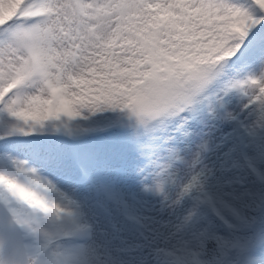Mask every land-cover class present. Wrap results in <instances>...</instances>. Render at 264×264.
<instances>
[{"label":"snow or ice","instance_id":"snow-or-ice-1","mask_svg":"<svg viewBox=\"0 0 264 264\" xmlns=\"http://www.w3.org/2000/svg\"><path fill=\"white\" fill-rule=\"evenodd\" d=\"M0 264H264V0H0Z\"/></svg>","mask_w":264,"mask_h":264}]
</instances>
